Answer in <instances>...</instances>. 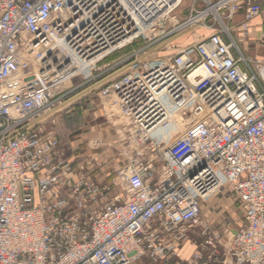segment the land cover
I'll list each match as a JSON object with an SVG mask.
<instances>
[{
	"label": "built area",
	"instance_id": "built-area-1",
	"mask_svg": "<svg viewBox=\"0 0 264 264\" xmlns=\"http://www.w3.org/2000/svg\"><path fill=\"white\" fill-rule=\"evenodd\" d=\"M198 2L171 33L209 36L151 62L182 1L145 26L141 0H0V264H264V55L246 56L224 27L243 11L245 39L262 9ZM82 77L123 120L124 200L104 203L109 189L61 146L65 86ZM215 191L243 212L234 234L203 221Z\"/></svg>",
	"mask_w": 264,
	"mask_h": 264
},
{
	"label": "rangeland",
	"instance_id": "rangeland-1",
	"mask_svg": "<svg viewBox=\"0 0 264 264\" xmlns=\"http://www.w3.org/2000/svg\"><path fill=\"white\" fill-rule=\"evenodd\" d=\"M193 1L183 0L180 8L171 16L175 17L176 20L167 22L164 33L158 28L155 30L154 33L159 34L158 38L160 41L154 46L155 51L150 55L151 62L167 60L181 48L200 42L209 36L210 31L204 29H189L171 33L173 28L177 27L178 22L182 23L189 17ZM198 1L196 9L202 10L204 4L202 0ZM208 23L213 24L215 27L219 25L213 17L209 18ZM225 24V29L229 31L228 23ZM158 25H162V21ZM230 31L231 36L240 45V42L244 41V39L240 38L238 40L233 30L230 29ZM142 46L143 44L139 42L134 48L139 49ZM240 48L245 55H252V52H246L241 45ZM85 81L84 77H82L68 82L65 86L63 94L66 96L63 98L64 104L57 117L56 125L61 146L70 161L83 168L82 173L88 174L99 186L109 189L105 191L104 203L112 201L115 196H120L124 200V185L118 175L123 162L120 150L125 142L123 135L125 134V131H123L124 123L118 117L119 112L113 109L106 101L100 99L96 92L90 93L86 91L93 82L85 83ZM182 127L185 126L183 125ZM182 127L179 129L174 128L173 131L175 130V132H172L171 135H175L176 130L184 132L185 129ZM95 139H98L97 147H93L92 144ZM169 143L167 142V145ZM218 194L220 193H216L205 200L213 199L215 205L213 210L202 207L203 221H208L215 231L217 230L221 233L224 229L223 227L226 226L227 228L229 227V233L234 234L242 225V221L233 215L234 207L229 205L230 200L218 202ZM225 197L233 199L231 194H226ZM224 203L225 206H223ZM212 214L214 215L211 216ZM217 214L218 216L216 217ZM241 214L243 215L242 211ZM233 218H235V221ZM201 231L202 226H199L194 230L199 235H192L193 233L189 235V240L185 243V248L181 252L182 259L189 260L193 254L194 247L202 243ZM132 264L152 263L148 259L142 258Z\"/></svg>",
	"mask_w": 264,
	"mask_h": 264
},
{
	"label": "crops",
	"instance_id": "crops-1",
	"mask_svg": "<svg viewBox=\"0 0 264 264\" xmlns=\"http://www.w3.org/2000/svg\"><path fill=\"white\" fill-rule=\"evenodd\" d=\"M254 2L258 5H260V7L262 9V13L253 19V21L251 22V25H250L249 35H248V37H246L244 39V41L240 42V45L242 46V48H244V50L246 52H252V55H246V56L260 58L264 55V39L262 38V36L264 35V0H254ZM244 18H245V15H244V12L242 11L234 17V20L231 23L228 24L229 28L231 30H233L235 36L238 37V40H240V38H242L241 31L238 27L244 21ZM238 44H239V42H238ZM225 196H226V194H218L217 195L218 202H222V201L224 202V201L230 200L229 205L231 207H234V214L233 215L236 216L235 218H237V219L240 218L242 223H243V215L241 214V209L239 207V204L237 202H235L234 199L227 198ZM235 203H237V204L235 205ZM232 204H233V206H232ZM214 205L215 204L213 202V199L203 202V207L206 209L208 208V209L213 210ZM223 206H225V203L223 204ZM230 214H232V213H230ZM213 215L214 214H212L211 216H213ZM217 216H218V214L216 215V217ZM231 217H233V216H231ZM235 218H233L234 221H235Z\"/></svg>",
	"mask_w": 264,
	"mask_h": 264
},
{
	"label": "bare ground",
	"instance_id": "bare-ground-1",
	"mask_svg": "<svg viewBox=\"0 0 264 264\" xmlns=\"http://www.w3.org/2000/svg\"><path fill=\"white\" fill-rule=\"evenodd\" d=\"M141 1L142 4L138 7V10L144 19L143 21L146 23L145 26L154 23L158 24L161 21L163 22L165 19L170 17L169 12H171L180 3V1H182L183 3V0H141ZM144 30L145 29L143 26V28H141V31L144 32ZM182 128L185 129V127ZM173 129L174 127L172 128L170 134H172V132H175V130L173 131ZM216 193L222 194L221 192L215 191L212 195L210 194L209 197H212Z\"/></svg>",
	"mask_w": 264,
	"mask_h": 264
}]
</instances>
